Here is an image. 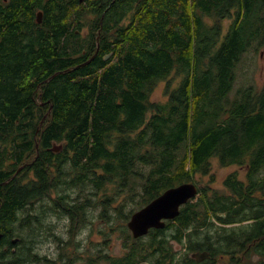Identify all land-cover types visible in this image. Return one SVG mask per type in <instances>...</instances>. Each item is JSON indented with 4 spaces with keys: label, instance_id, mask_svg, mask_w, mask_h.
Instances as JSON below:
<instances>
[{
    "label": "trees",
    "instance_id": "16d2710c",
    "mask_svg": "<svg viewBox=\"0 0 264 264\" xmlns=\"http://www.w3.org/2000/svg\"><path fill=\"white\" fill-rule=\"evenodd\" d=\"M60 4L64 17L65 0H50L49 11ZM82 6L108 9L99 42L115 52L110 62L83 67L72 61L58 42L64 20L52 12L49 50L20 56L0 72V230L6 237L17 236L11 223L21 219L18 213L61 181L81 194L95 190L97 207H114L125 232L132 214L166 190L199 185L194 178L207 175L214 159L246 166L249 182L231 176L225 181L229 195L211 190L209 196L200 188L177 224L153 230L147 243L127 231L128 251L98 264H139L154 256L140 249L171 248L172 240L202 250L209 216L225 210L226 223L263 217L264 85L231 93L243 56L264 43V0H84ZM226 20L231 25L224 31ZM174 75L180 82L170 88ZM165 81L168 100L153 101ZM54 143L60 153L52 152ZM33 156L34 164L23 166ZM67 196L59 195L55 207L83 225L86 204L70 206ZM80 199L90 202L88 195ZM172 228V239L159 235ZM21 256L16 264H24Z\"/></svg>",
    "mask_w": 264,
    "mask_h": 264
},
{
    "label": "flooded vegetation",
    "instance_id": "af4514ba",
    "mask_svg": "<svg viewBox=\"0 0 264 264\" xmlns=\"http://www.w3.org/2000/svg\"><path fill=\"white\" fill-rule=\"evenodd\" d=\"M49 2L50 0H0V72L9 70L20 56H29L32 55V52L39 53L40 50H49L50 39L54 37L56 30V27H52L50 24L49 13L52 12L57 21L64 20V23L57 28L60 30L58 42L61 43L63 50H68L66 54L72 61L78 62L84 67L90 65L94 60L106 64L114 58L115 52L112 49L105 51L99 42L108 9L82 6L84 0H65L67 11L62 17L60 12L63 9V4H60L59 9L55 10V8L49 11ZM98 17L100 19L97 23ZM124 21H128L127 18ZM94 42L97 52L94 51L88 59H84L89 53L85 48L80 49V53L75 52V49H79L80 46L87 47L89 44L92 47ZM91 57L94 59L87 63ZM58 146L60 145L53 144L51 147L53 153L61 152L62 149L54 150ZM36 147L39 149V143ZM1 148L0 144V150ZM38 157L37 154L36 159ZM34 161L28 165L32 166ZM11 178L13 179L14 176ZM207 195H212L210 189L207 190ZM240 204L241 201H237L236 207H240ZM255 208L257 207L255 206ZM228 213L229 211L225 210L219 212L217 217L213 214L209 216L207 225L203 227V242L206 244V248L199 251H191L186 247L181 251H176L174 247L143 248L140 251L154 253V256L139 264H179L180 262L184 264H264V230H258V223L264 221V216L260 219L243 221H238L233 217L232 222H223L229 218ZM238 216L240 215H236V217ZM58 217L60 218V215ZM176 219L167 221V226L164 229H167L170 224H174ZM213 227L216 228V231L211 235ZM0 232L3 234V238L0 240V250L3 249L0 251V263L16 264L17 255L22 252L17 251L20 240L16 236L8 238L4 232L1 230ZM166 232L159 233V235H166ZM173 235L174 233L172 236H166L168 239H172ZM144 237L139 239L142 241ZM15 241L17 242L14 243ZM27 252L31 258L25 264H35L34 261H42V264H80V262L82 264H98L105 256L107 259L113 257L110 254L99 253L97 255L95 253L94 257L89 259V257L85 258L86 254L79 251H45L43 256L40 251ZM75 254L76 256H74Z\"/></svg>",
    "mask_w": 264,
    "mask_h": 264
},
{
    "label": "rangeland",
    "instance_id": "374dc122",
    "mask_svg": "<svg viewBox=\"0 0 264 264\" xmlns=\"http://www.w3.org/2000/svg\"><path fill=\"white\" fill-rule=\"evenodd\" d=\"M208 22L210 25H213L212 21ZM223 25L225 27L224 31H227L231 25V21L226 20L223 22ZM255 46L254 44V49L246 53L240 61L237 69L236 85L234 92L231 93V97L235 95V92L241 87H248L251 84H255L257 87L264 85V43L258 46L257 49H255ZM78 48H85L91 55L94 53L89 44L87 47L80 46ZM170 80L172 81L170 88H175L180 82V79H178L176 75L171 77ZM169 82L165 81L159 84L152 95L153 101L165 103L168 100L167 88ZM34 158L35 156L31 157L23 166H29L28 164H30ZM233 175L245 184L249 182L248 168L246 166H223L217 159H214L212 160L210 172L207 175H197L194 181L199 184V188L209 187L207 189H210V191L217 190L220 194L229 195L230 192L225 186V181ZM5 182L7 184L9 181ZM59 195H68L67 202L70 203V206L82 202L86 204L82 207L83 210L81 209L86 217L85 224L83 223V225H81V222L72 224L69 216L55 207ZM85 195L90 197V202L87 200L84 201L83 199L79 201V196ZM198 197L199 195L192 203H195ZM97 198L95 190L93 189L90 190L89 188L85 193L81 194L78 187L69 186L67 183L61 181L49 196L47 195L33 202L24 210H21L18 213V217L21 219L11 223V227L15 228L13 232L17 234L16 237H19L20 243L18 245V250L22 251L20 254L24 259V264L31 258L28 256L29 253L27 251H40L42 256L45 251H79L80 253L86 254L85 258L89 257V259L93 258L95 253L97 255L101 253L120 256L128 251V249L125 248V233L128 231L130 232V236L133 237L127 226L128 222L126 223L127 230L124 232L120 219H117L118 216L114 213V207H111L106 212L103 208L97 207V204L101 205V202L97 201ZM102 211H104V215H102ZM58 215H60V218ZM173 230V228L168 230L166 235L172 236ZM215 231L216 228L213 227L211 235H213ZM149 238V235L144 237L142 243H147ZM170 244L173 245L176 251H181L185 248L183 244L175 240H172ZM74 256H76V254ZM34 263L42 264L43 262L34 261ZM80 264H82V262H80Z\"/></svg>",
    "mask_w": 264,
    "mask_h": 264
},
{
    "label": "water",
    "instance_id": "95a60500",
    "mask_svg": "<svg viewBox=\"0 0 264 264\" xmlns=\"http://www.w3.org/2000/svg\"><path fill=\"white\" fill-rule=\"evenodd\" d=\"M48 81L45 80L44 83ZM52 109L53 105H51L48 115ZM61 149L62 146L60 145L55 150L60 151ZM198 193L199 187L197 184L191 182L182 183L179 186L166 190L159 197L132 214L127 224L132 236L135 239H139L147 236L151 230L164 229L167 226V221L176 219L181 213V208L195 199ZM2 238L3 234L0 232V240Z\"/></svg>",
    "mask_w": 264,
    "mask_h": 264
},
{
    "label": "bare ground",
    "instance_id": "6f19581e",
    "mask_svg": "<svg viewBox=\"0 0 264 264\" xmlns=\"http://www.w3.org/2000/svg\"><path fill=\"white\" fill-rule=\"evenodd\" d=\"M88 62H89V61H88ZM88 62H87V63H88ZM55 149H56V148H55ZM55 149H54V150H55ZM4 184H6V183H4Z\"/></svg>",
    "mask_w": 264,
    "mask_h": 264
}]
</instances>
